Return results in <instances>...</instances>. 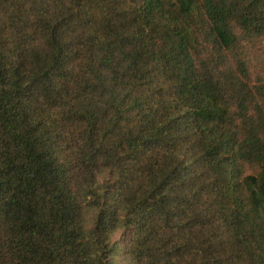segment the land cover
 <instances>
[{
    "label": "trees",
    "instance_id": "1",
    "mask_svg": "<svg viewBox=\"0 0 264 264\" xmlns=\"http://www.w3.org/2000/svg\"><path fill=\"white\" fill-rule=\"evenodd\" d=\"M0 264H264V0H0Z\"/></svg>",
    "mask_w": 264,
    "mask_h": 264
}]
</instances>
